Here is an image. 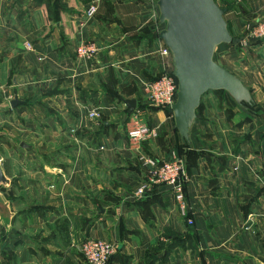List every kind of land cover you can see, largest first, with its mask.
Instances as JSON below:
<instances>
[{
  "label": "crops",
  "instance_id": "obj_1",
  "mask_svg": "<svg viewBox=\"0 0 264 264\" xmlns=\"http://www.w3.org/2000/svg\"><path fill=\"white\" fill-rule=\"evenodd\" d=\"M233 1L223 17L237 38L264 20V0ZM155 3L0 0V167L10 179L0 195L12 214L7 226L0 221V264H87L79 252L86 239L116 247L107 264H145L146 251L169 243L167 232L181 244L152 264H264V41L247 57L216 48L263 114L239 121L223 106L228 97L202 96L182 155L194 224L167 187L131 196L144 157L163 160L182 146L172 118L145 96L146 83L171 65L155 53L162 45ZM82 43L95 46L94 60L77 58ZM129 100L132 114L122 102ZM92 110L98 119L88 118ZM132 115L158 138L131 142Z\"/></svg>",
  "mask_w": 264,
  "mask_h": 264
},
{
  "label": "water",
  "instance_id": "obj_2",
  "mask_svg": "<svg viewBox=\"0 0 264 264\" xmlns=\"http://www.w3.org/2000/svg\"><path fill=\"white\" fill-rule=\"evenodd\" d=\"M157 38L170 53L172 76L177 83L176 99L170 107L174 128L182 144L190 146V135L196 121L201 98L209 92L224 91L240 108L253 104L251 93L239 78L214 61L216 48L222 44L237 45L224 20L226 9L214 0H156ZM128 114L135 101H122ZM17 99L11 102L14 107ZM21 148L28 146L21 143ZM10 185L0 167V189ZM12 214L0 195V221L7 226Z\"/></svg>",
  "mask_w": 264,
  "mask_h": 264
},
{
  "label": "built area",
  "instance_id": "obj_3",
  "mask_svg": "<svg viewBox=\"0 0 264 264\" xmlns=\"http://www.w3.org/2000/svg\"><path fill=\"white\" fill-rule=\"evenodd\" d=\"M95 7L89 6L86 11L87 17L94 16ZM248 37L256 40H264V20L248 24L245 27ZM26 50L31 48L29 43L25 44ZM97 49L93 44L82 43L76 48V56L82 61H92L95 59ZM156 54L170 59L168 49L163 45L156 50ZM172 66L169 64L153 80L146 83V101L151 106L167 109L174 104L176 99L177 83L171 74ZM100 114L92 110L88 113L91 120L98 119ZM128 139L136 145L155 141L158 138L156 128L147 124L145 120L137 115H132L130 125L127 130ZM142 164L146 169L143 180L138 183L131 191L134 199H142L153 186L159 185L167 187L174 201L178 206L180 216L185 220L188 226L194 224L193 219L188 215L187 198L185 194L186 167L183 159L176 156L174 152L168 153L163 160L144 157ZM50 188H53L51 185ZM79 252L87 264H107L110 258L116 253V247L108 241L100 239H86L79 245Z\"/></svg>",
  "mask_w": 264,
  "mask_h": 264
},
{
  "label": "rangeland",
  "instance_id": "obj_4",
  "mask_svg": "<svg viewBox=\"0 0 264 264\" xmlns=\"http://www.w3.org/2000/svg\"><path fill=\"white\" fill-rule=\"evenodd\" d=\"M215 2H216V4L218 5V6H220V7H224V6H227V4L231 1L233 4L235 3L233 0H226V2H223L222 0H214ZM225 8V7H224ZM253 23V22H252ZM237 38H240L241 39V41L237 44V45H231V44H229L228 46H225V47H223V48H220V49H231V50H233V52H241V53H243L244 54V56H250V54H251V47L253 46H251V44H253V43H256V44H260V43H262L263 41H260V40H256L255 38H252V37H248L247 36V32H244V35L243 36H241V37H237ZM234 56H235V53H232V55H231V53H230V57L229 58H234ZM239 57V56H238ZM240 59V58H239ZM231 60V59H230ZM237 60V57L236 58H234V60H232L231 62H237L236 61ZM214 61L216 62V63H218L219 65L221 64V63H223V59L220 57V53H218V55H216V56H214ZM227 66H228V64H227ZM230 66V65H229ZM233 74V73H232ZM230 103L231 104H228V105H226L225 103V105H223L224 106V108H226L227 110H228V116L229 117H237L238 118V120L240 121V120H242L243 119V117L246 115L244 112H242L239 108H238V106L234 103V102H232L231 100H230ZM253 108V107H252ZM253 111L254 112H256V113H259V114H263V112H262V109H260V108H253ZM15 146H17V144L15 143ZM170 152H174L175 154H176V156L178 157V158H180V159H183V156L182 155H179V153H177L176 151H175V147H173V149H171V151H169L168 153H170ZM2 190H3V188H2ZM1 223H3V222H1ZM85 261V260H84Z\"/></svg>",
  "mask_w": 264,
  "mask_h": 264
},
{
  "label": "trees",
  "instance_id": "obj_5",
  "mask_svg": "<svg viewBox=\"0 0 264 264\" xmlns=\"http://www.w3.org/2000/svg\"><path fill=\"white\" fill-rule=\"evenodd\" d=\"M233 6V3L230 1L227 6H224L226 11H228L229 9H231ZM223 7V8H224ZM217 93H220L221 95H225L226 97H228L229 100H231L229 98V96L224 92V91H216ZM232 101V100H231ZM233 102V101H232ZM199 108V107H198ZM242 112H244L246 115L247 113H250V114H256V112L253 111V108H252V105L251 106H248L246 109H242L240 107H238ZM160 109V108H159ZM163 111H165V113L171 117V113L169 110L167 109H161ZM175 129V128H174ZM176 131V130H175ZM189 147H187L186 145L182 144V146L180 147H175V151L177 153H179V155H183V153H187V149ZM185 167H186V164H185ZM186 171H187V167H186ZM185 190V189H184ZM151 192V191H150ZM150 192H148L144 197H146L147 195L150 194ZM174 234L170 233V232H167L166 233V236L167 238L170 239L169 243L167 245H163V244H160L159 246H156V247H152L150 250L146 251L145 255H144V258H143V261L145 264H152L156 259H157V255L159 253L162 252V250H165L166 252V255L167 253L169 252V249L172 247V246H177L179 244H181V235H175L173 236ZM173 236V238H172ZM114 257V255L110 258V260ZM165 257V256H164ZM109 260V261H110ZM108 261V262H109Z\"/></svg>",
  "mask_w": 264,
  "mask_h": 264
}]
</instances>
